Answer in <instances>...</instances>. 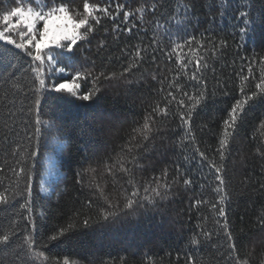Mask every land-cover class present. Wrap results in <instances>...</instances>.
I'll use <instances>...</instances> for the list:
<instances>
[{
    "label": "trees",
    "instance_id": "obj_1",
    "mask_svg": "<svg viewBox=\"0 0 264 264\" xmlns=\"http://www.w3.org/2000/svg\"><path fill=\"white\" fill-rule=\"evenodd\" d=\"M61 2L67 4L74 16L83 11L84 0H41L40 7L47 3V7H43L47 11ZM89 2L108 7L114 15L116 3L124 4L125 8L115 21L96 13L101 16V23L89 37L90 43L79 42L71 62L57 57L58 63H45L37 77L32 68L39 62H34L24 50L16 49V67L10 69L14 75L10 79L0 77V165H3L0 193L8 197V203H0V235L15 233L9 244L0 245V264H52L54 259L63 264L65 258L69 264H235L230 256V241L222 227L224 218L218 217L211 208L217 200L213 191L217 184L215 172L196 149L204 152L209 160L219 161L215 150L224 131L223 121L235 101L242 99L241 76L248 74L247 65L253 56H264V24H258L255 33L242 38L240 29L244 23L240 14L249 11L250 3L251 14H261L264 0ZM152 4L157 5L155 11L151 10ZM29 5L37 7L32 0H0V14L13 7ZM142 6L148 11L141 19L135 10ZM123 11L135 12V15L124 21ZM178 20L183 23L178 25ZM114 25H120L121 29L116 40L111 32ZM3 27L0 24V28ZM126 27L132 28L130 34L123 31ZM19 31L27 30L21 28L12 33L17 43L20 42ZM189 37H195V41L185 44ZM154 39L157 44L152 43ZM101 40L106 41L103 48L98 47ZM221 41H226L227 46L222 47ZM4 43L0 41V47ZM136 46L147 47V51L142 52L144 59L121 77L123 68L132 62L129 54H134ZM213 49L216 50L214 55ZM29 50L35 53V49ZM242 57L248 59L242 60ZM198 59L202 65L207 64L199 73L206 87H202L199 80L190 79ZM260 67L259 63L253 65L257 79L252 81L250 77L246 82L252 91L259 82ZM60 68L64 71L60 72ZM85 69L93 75L101 71L105 75L115 72L117 77L103 82L101 93L91 101L43 103L50 94L43 89L39 92L43 111L47 113L43 119L62 124L67 132L61 137L66 147L57 162L65 178L59 179L55 171H49L44 177L48 193H34L29 213L20 207L26 196L14 195L23 191L24 181L21 179L17 188V178L11 169L18 170L16 160L23 161L27 155V137L35 119L36 90L41 87L39 80H44V88L64 80L72 86L75 71ZM76 83L80 85V94L92 86L91 78ZM176 84L188 95L200 91L206 94L193 114L191 135L186 134L176 101L169 105L166 117L153 113L157 104L161 108L165 106L168 91L176 95L177 101L184 99L186 105L189 103ZM162 86L163 92L160 91ZM146 116L152 117L149 120L152 131L145 141L141 132L133 130L142 128ZM238 125L225 160L230 195L225 210L234 237L232 243L236 245L233 255L247 259L248 264H264V228L258 224L264 215V191L260 189L264 184V158L257 151L259 148L264 152V105L248 109ZM17 144L21 147L14 155ZM140 145L143 147H138ZM121 163L124 168L132 169L131 175L121 172ZM109 165L114 166L113 173L106 171ZM165 168L168 169L166 182L172 185L167 199L156 198L153 204L144 201L143 208L136 206L114 222L79 229L57 241L49 239L69 223L79 227L84 218H97L98 207L104 205L90 181L99 183L104 195L123 209L125 196L132 191L130 179L140 189L142 197L144 187H155L153 178L161 176ZM78 172L82 173L79 177L82 183L76 182ZM184 179H190L191 184L185 186ZM33 183H38L35 177ZM88 200L94 202L91 209L86 203ZM196 200L204 203L196 205ZM29 215L32 223L27 221ZM204 233H210L211 237ZM27 236L34 241L31 250L25 242ZM193 238L198 243H191ZM38 251H43L49 260L37 259L34 253Z\"/></svg>",
    "mask_w": 264,
    "mask_h": 264
},
{
    "label": "snow or ice",
    "instance_id": "obj_2",
    "mask_svg": "<svg viewBox=\"0 0 264 264\" xmlns=\"http://www.w3.org/2000/svg\"><path fill=\"white\" fill-rule=\"evenodd\" d=\"M41 0H32L33 4H37V7L29 5L27 8L23 6H17L11 8L9 11H5L0 14V24H3L4 27L0 28V41L5 42L3 47H0V77H4L5 79H10L14 72L10 71V69H14L16 67L14 60L16 59V49L24 50L29 56L33 58L34 62H39L37 67L32 68V71L39 77L42 73V69L47 63L48 65H55L58 63L57 57L60 58L61 61L67 59L69 62L72 61L75 56V49L78 48L79 42H89V37L96 30V25L101 23V16L96 13L103 14L104 16L110 17L113 21L116 20V17L121 13V11L125 8L124 4L116 3L115 5V15L109 11L108 7H101L99 4L90 3L89 0H84L83 2V11L77 12L75 16L70 12L69 7L66 3H59L58 6H53L48 8L47 11L43 10V7H47V3L43 4V7H40ZM249 8L248 12H241V18L244 23V27L240 29V32L243 36H249L256 31V27L258 24H264V12L261 14L253 16L251 14L252 4L247 5ZM39 8V10H38ZM157 8L156 4L151 5V10L155 11ZM187 8V6H186ZM145 11H148L146 7H139L135 10L140 14L141 19ZM135 12L123 11L124 21H128L131 16L135 15ZM57 19L64 20L65 23L63 25L65 32L60 36L59 39H54L52 41L53 47H49L48 45L41 44V40L48 35L49 32V21ZM43 24L42 28H37L38 24ZM183 21H177V24H182ZM71 24V33L67 32L68 26ZM26 29L27 31H19V40L17 43L16 39L13 38L12 33L18 29ZM83 29V31H81ZM108 31L107 29L105 30ZM120 25H114L111 29L113 35V40L119 38L120 34ZM124 32L131 33L132 28H124ZM39 36L41 39H37ZM195 41V37H189L188 41H185V44L191 43ZM153 44H157V41L154 39L152 41ZM221 46L226 47L227 42L221 41ZM9 45L14 46V48H10ZM106 46V41L101 40L99 42L98 47L103 48ZM203 47V45H201ZM35 49V53L29 49ZM47 49V51H45ZM59 49V51H57ZM125 53L128 52V49L123 50ZM147 47L141 49L139 46L135 47L134 54H129V59L132 61L128 64L127 67L123 68V71L119 74L121 77L125 73H130L137 64L143 61L144 56L142 52H146ZM215 49L212 50V54H215ZM156 57L153 56L152 60L155 61ZM242 60L248 59L247 57H242ZM255 63H259L261 65L259 71V82L255 83V91L250 90L246 86V82H249V78L251 77L252 81H255L257 77L254 74L253 65ZM94 64V62H93ZM187 68V65H184ZM207 68V64L204 63L202 65L201 60L198 59L195 63L196 70L193 71L190 79L191 80H199L202 87H206V83L203 79L202 75H199L201 68ZM60 72L64 71V68L59 69ZM243 71V69H242ZM247 75L241 76V87L239 89L240 95L242 99H238L231 106L228 111V118L223 121L224 131L221 135L218 147L216 148V153H218L219 161L216 159L209 160L204 152L199 151V148L196 151L199 153V156L206 160L212 170L215 172V180L217 184L213 189L216 194L217 200L215 203L211 204V208L217 212L218 217L224 218V224L222 225L226 238L230 241L229 249L230 256L235 261V264H248L247 259L241 260L238 255H233L236 252V245L232 243L234 241V237L232 232L229 230L228 221H227V213L225 210L226 204L230 201V195L227 191V181L225 179V160L227 159V153L230 147V139L233 136V133L238 129V122L243 119V114L250 108L255 107L257 104L264 105V56H253L251 61L247 65ZM240 75V73H237ZM117 77L115 72H110L105 75L104 71L99 72L96 75H93L91 71H87L86 69L76 70L75 74L72 76V86H69V82L64 80L61 83H54L50 88H44V80L40 79L39 84L40 88L37 91V98L35 100V119L33 122V130L29 133L27 139L29 143V148L27 150V155L25 159L16 160V165L18 166V170L14 167L11 169L13 174L16 176V185L19 187L20 180L23 179L24 187L23 191H17L14 195L18 196H26L25 203L20 205L22 209H25L31 213L30 205L34 202L35 194H39V192L48 193V188L45 187L44 177L49 174V171H55L56 175L59 179H64V174L60 173L58 168V160L63 153L64 148L66 147L65 141L61 139L67 135L66 129L62 124L57 123L54 120H45L43 116L47 115L46 112L43 111L42 100L39 96V92L43 89L45 92H48L50 96L46 98L43 103L55 102V101H65L70 102L73 99L82 100V101H91L93 100L99 93H101L102 89L100 85L105 81H110ZM91 78V88L80 94V85L76 83V81L80 80H88ZM152 79H156V76L153 75ZM163 83V82H161ZM169 87H172L170 84ZM175 87L180 91V94L183 97H186L189 103L186 105L184 99H180L177 101L176 95L173 92L168 91L166 96L164 97L167 100V103L163 108L156 105L153 108V113L158 116L166 117L168 113V107L173 102L176 101L179 108V117L182 124L185 127L186 134L191 135V123L195 110L197 107L205 100L206 94L204 91H200L195 95H188L187 92L183 91V88L180 84H176ZM160 91H164L163 86ZM227 95V93H225ZM186 109V110H185ZM151 116L145 117V122L142 128L134 129L135 132H141L143 135V139L146 141L149 139L148 133L152 131L149 127V120H151ZM264 126V125H262ZM7 139V137H5ZM21 145L17 144L16 148L13 150V154L15 155L16 149H20ZM138 147H143L140 145ZM123 151V149H122ZM258 153L262 158H264V152H260V149H257ZM132 160L135 161L136 157L133 156ZM114 166H107L106 171L108 173H113ZM177 172H179V165L176 166ZM0 170H3V165H0ZM121 172L131 175V168H124L123 163L120 164ZM92 171H95L94 169ZM82 173H76L78 177L77 183H82L79 177ZM34 177L38 182L34 185ZM168 177V169L165 168L161 176L154 177L155 187L146 186L144 187V196H140V189L136 186V184L130 179L128 183L132 187V191L129 196H125L126 203L124 204L123 209H119L118 204H113L111 200L104 195V188L100 186L99 183H96L94 180L90 181V185L94 186L99 194V198L102 201V207H98V211L96 213L97 218H93L91 216L84 218L79 227L76 223H69L66 227H60L55 235H52L49 239L51 241H57L60 238L69 236L74 234L79 229H90L93 225H99L102 223L114 222L119 219L122 215H127L129 210H133L136 206L141 208L144 207V201H147L149 204H153L156 198L167 199V193L170 191L172 185L167 181ZM58 182V181H57ZM183 184L185 186L191 184L190 179H184ZM260 189L264 191V184L260 185ZM52 191H55V186L52 187ZM50 198V197H49ZM0 203H8V197L4 195V193H0ZM88 207L91 209L93 206V201L88 200ZM204 203V201L196 200L195 204L200 205ZM119 209V210H115ZM77 215H79L77 213ZM27 221L32 223L31 215L27 217ZM219 223V221H217ZM258 224L260 227L264 228V215H262ZM15 233H9L0 235V245H7L10 242V237ZM204 235L208 238L211 237L210 233H204ZM25 242L28 248L31 250L34 246V241L31 236L25 237ZM191 243L196 244L198 241L193 238ZM35 257L42 262H47L49 257L45 255L43 251H38L34 253ZM191 259V257H189ZM52 264H60L59 260H53ZM63 264H69L67 258L63 260Z\"/></svg>",
    "mask_w": 264,
    "mask_h": 264
},
{
    "label": "rangeland",
    "instance_id": "obj_3",
    "mask_svg": "<svg viewBox=\"0 0 264 264\" xmlns=\"http://www.w3.org/2000/svg\"><path fill=\"white\" fill-rule=\"evenodd\" d=\"M39 10V9H38ZM65 21L64 20H57V19H53L51 21H49V32L48 35L46 37H44L41 40V44L43 45H52V41L54 39H59L61 35L64 34L65 29L63 27ZM43 24H38L37 28H42ZM67 32L70 34L71 33V24H69ZM37 39H41L39 36H37Z\"/></svg>",
    "mask_w": 264,
    "mask_h": 264
}]
</instances>
